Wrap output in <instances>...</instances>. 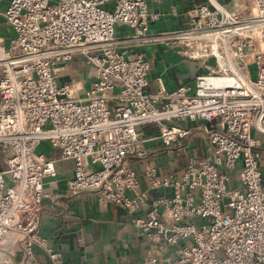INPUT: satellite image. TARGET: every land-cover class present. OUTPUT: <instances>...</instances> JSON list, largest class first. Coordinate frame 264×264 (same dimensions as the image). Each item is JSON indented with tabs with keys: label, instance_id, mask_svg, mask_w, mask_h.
Segmentation results:
<instances>
[{
	"label": "built area",
	"instance_id": "1",
	"mask_svg": "<svg viewBox=\"0 0 264 264\" xmlns=\"http://www.w3.org/2000/svg\"><path fill=\"white\" fill-rule=\"evenodd\" d=\"M162 1H10L8 47L0 37V264L17 253L44 264L36 248L63 263L41 234L45 181L63 161L74 162L71 195L93 192L101 207L134 215L151 243L148 263L177 247L164 264H264V0H191L184 28L153 32L149 3ZM118 24L133 34L118 36ZM146 45L206 73L152 94L149 60L131 55ZM76 59L94 72L85 99L60 80ZM197 139L203 155L190 152ZM163 151L175 153L176 168L150 160ZM132 159L148 161L147 189Z\"/></svg>",
	"mask_w": 264,
	"mask_h": 264
},
{
	"label": "crops",
	"instance_id": "2",
	"mask_svg": "<svg viewBox=\"0 0 264 264\" xmlns=\"http://www.w3.org/2000/svg\"><path fill=\"white\" fill-rule=\"evenodd\" d=\"M11 0H0V17L4 20ZM191 0H164L160 3L150 2L149 13L156 16L151 21L153 32L182 29L186 26L188 17L186 10ZM118 36L128 37L133 34L131 28L118 24ZM133 56L137 51L145 54L151 64L148 75V91L155 94L159 91L160 82L167 90H175L180 85H194L195 77L206 73L203 67L184 56L159 46L146 45L132 47ZM62 82L73 83L79 88L78 98L85 99L95 81L93 69L80 59L71 62L66 70L61 71ZM192 125L190 122H182ZM153 129L148 128V134ZM262 151L261 166L264 173V134L256 133ZM158 148L160 142L150 143ZM47 154H53L49 145ZM203 155V145L200 139L195 140L193 151ZM44 152V151H43ZM57 156V154H53ZM184 155L182 166L185 165ZM176 155L173 152H158L150 160L165 172L176 168ZM148 161L131 160V164L140 171L142 186L149 187L142 170ZM58 175L45 181V198L43 201L41 234L48 240L49 246L61 254L62 264H150L148 257L151 243L139 228L133 223V214L114 204L101 207L98 196L93 192L71 195L69 181L74 176V162L63 161L57 164ZM235 186H240V178L236 177ZM154 197V194L152 195ZM177 247H167L157 264H164L178 255ZM36 260L44 264H53L50 257L41 248L35 249ZM9 264H25L22 253L8 255Z\"/></svg>",
	"mask_w": 264,
	"mask_h": 264
},
{
	"label": "rangeland",
	"instance_id": "3",
	"mask_svg": "<svg viewBox=\"0 0 264 264\" xmlns=\"http://www.w3.org/2000/svg\"><path fill=\"white\" fill-rule=\"evenodd\" d=\"M109 7H110V5H108L106 8H109ZM12 34H13L12 29L9 26H7L4 22V20L0 17V37H2L5 40V44L7 47L10 44V39L12 37ZM162 47H164V46H162ZM165 49L172 51L174 53H177L176 51H174L172 49H168V48H165ZM251 71H252L253 75H256V67L255 66H251ZM41 150L47 153V150H49V148H46V149L43 148ZM183 158L184 157H182V160H183ZM4 167L5 166H4L3 158H2V155L0 153V169H3Z\"/></svg>",
	"mask_w": 264,
	"mask_h": 264
}]
</instances>
